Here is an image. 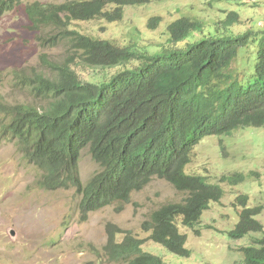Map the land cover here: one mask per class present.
Returning <instances> with one entry per match:
<instances>
[{
	"label": "trees",
	"instance_id": "trees-1",
	"mask_svg": "<svg viewBox=\"0 0 264 264\" xmlns=\"http://www.w3.org/2000/svg\"><path fill=\"white\" fill-rule=\"evenodd\" d=\"M152 1L69 0L28 5L32 29L51 32L44 40L52 45L63 42L68 48L67 63L48 65L55 78L32 81L30 88L35 97L45 99L44 108L28 104L2 107L0 137L17 144L39 173L40 188L75 189L85 216L114 204L123 207L154 179L167 181L183 199L154 211L142 230L167 253L189 258L187 235L181 233L179 221L200 236L196 227L212 204L223 198L224 190L204 176L187 174L186 168L197 145L207 137L264 127V30L209 34L191 42L194 34L203 33V24L181 17L167 25L166 45L148 54L134 38L120 46L70 28L73 21L97 18L120 22L126 7ZM16 3L0 0V19L15 10ZM161 22L160 17L151 18L148 28L157 29ZM238 22V13L231 12L224 23ZM242 48L254 54L244 74L234 69ZM135 62L140 64L130 68ZM76 65L123 69L110 79L87 82L80 78ZM87 149L99 170L85 183L80 160ZM227 179L239 185L245 176L235 174ZM237 202L243 208L241 218L228 235L242 239L259 234L243 248L242 264H264V226L257 220L261 209L250 208L245 195ZM108 233L104 250L110 262L166 264L159 255L146 252V241L131 231L110 226Z\"/></svg>",
	"mask_w": 264,
	"mask_h": 264
},
{
	"label": "rangeland",
	"instance_id": "rangeland-1",
	"mask_svg": "<svg viewBox=\"0 0 264 264\" xmlns=\"http://www.w3.org/2000/svg\"><path fill=\"white\" fill-rule=\"evenodd\" d=\"M16 1L15 10L0 19V111L3 106L19 104L44 108L46 101L34 96L32 81L38 77L55 78L48 65L67 63L68 58L63 42L52 45L44 40L51 32L32 29L26 10L34 2L60 4L69 0ZM231 12L238 13L239 22L226 26L224 22ZM154 17H160L162 22L157 29H150L148 23ZM181 17L203 24V33L194 34L188 40L191 42L209 34L238 35L249 30L257 33L264 30V0H153L148 5L126 7L120 22L97 18L73 21L70 28L120 46L134 38L143 53L153 54L166 45L167 25ZM252 51L240 49L234 69L241 74L250 69L249 63L253 64ZM75 69L82 80L95 82L110 79L123 68L89 69L76 65ZM98 170L89 150H84L80 160L82 180L87 183ZM186 171L220 185L224 196L204 213L196 227L200 236L179 221L191 252L189 258H180L148 240L149 234L142 230L143 222L154 211L183 199L184 195L170 183L154 179L123 207L114 204L85 216L75 189L40 188L39 173L25 160L17 144L0 137V264H117L108 260L104 250L110 226L144 239V250L159 255L166 264H242L243 248L260 235L233 239L228 233L240 221L243 208L238 206L237 198L241 195L249 198L250 208L261 209L257 220L264 226V127L207 137L195 148ZM235 174L245 176L239 185L227 179ZM122 239L120 235L118 241Z\"/></svg>",
	"mask_w": 264,
	"mask_h": 264
},
{
	"label": "water",
	"instance_id": "water-1",
	"mask_svg": "<svg viewBox=\"0 0 264 264\" xmlns=\"http://www.w3.org/2000/svg\"><path fill=\"white\" fill-rule=\"evenodd\" d=\"M16 235L12 232V237H15Z\"/></svg>",
	"mask_w": 264,
	"mask_h": 264
},
{
	"label": "clouds",
	"instance_id": "clouds-1",
	"mask_svg": "<svg viewBox=\"0 0 264 264\" xmlns=\"http://www.w3.org/2000/svg\"><path fill=\"white\" fill-rule=\"evenodd\" d=\"M221 200H222V199H221ZM221 200H220V201H221ZM220 201H219V202H220ZM216 203H218V202H216Z\"/></svg>",
	"mask_w": 264,
	"mask_h": 264
}]
</instances>
